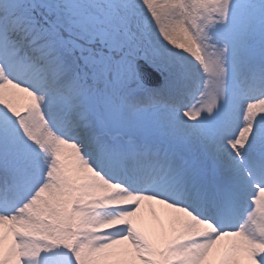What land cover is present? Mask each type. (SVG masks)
Segmentation results:
<instances>
[{"label":"snow or ice","instance_id":"obj_1","mask_svg":"<svg viewBox=\"0 0 264 264\" xmlns=\"http://www.w3.org/2000/svg\"><path fill=\"white\" fill-rule=\"evenodd\" d=\"M0 264H264V0H0Z\"/></svg>","mask_w":264,"mask_h":264},{"label":"rangeland","instance_id":"obj_2","mask_svg":"<svg viewBox=\"0 0 264 264\" xmlns=\"http://www.w3.org/2000/svg\"><path fill=\"white\" fill-rule=\"evenodd\" d=\"M20 103H23V101H20ZM141 215L144 222L143 226L145 227L154 225L156 223L155 217L160 216L161 218H163V213L160 206L148 207L146 205L142 208Z\"/></svg>","mask_w":264,"mask_h":264},{"label":"bare ground","instance_id":"obj_3","mask_svg":"<svg viewBox=\"0 0 264 264\" xmlns=\"http://www.w3.org/2000/svg\"><path fill=\"white\" fill-rule=\"evenodd\" d=\"M158 217H160V216H158ZM144 225V224H143Z\"/></svg>","mask_w":264,"mask_h":264}]
</instances>
